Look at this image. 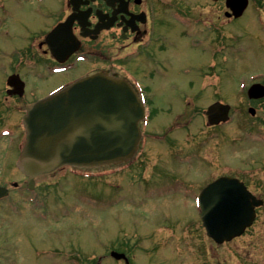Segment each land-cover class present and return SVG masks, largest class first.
I'll list each match as a JSON object with an SVG mask.
<instances>
[{"label":"rangeland","instance_id":"obj_1","mask_svg":"<svg viewBox=\"0 0 264 264\" xmlns=\"http://www.w3.org/2000/svg\"><path fill=\"white\" fill-rule=\"evenodd\" d=\"M59 9L60 0H0V85L8 72L5 55L30 46L29 39L35 41L53 24ZM223 11L224 0H219L216 21L222 22L218 28L223 25ZM197 25L180 22L167 29V45L156 48L164 52L159 56V66L152 69L153 75H149V63L144 58H134L126 67V72L146 88L152 112L148 131L161 136L178 121L181 127L175 131L181 135V143H186V138L189 142L191 134L207 140L212 132L201 128L205 124L201 116L196 115L186 125L178 118L180 114L188 118L195 110L183 103L197 92L190 91L187 84L199 82V86L202 81L197 72L215 60L208 36ZM263 27L264 0H249L243 17L227 24L226 41L232 50L225 62L216 54V91L230 104L239 99L244 102L245 95L240 98L244 86L264 76V49L260 51V43L264 48ZM182 30H186L183 36ZM212 92L208 87L204 99ZM21 119L18 113L8 121L0 115V188L10 189V195L0 199V264H93L99 258L98 264H122L110 257L111 252L126 254L129 264H250L251 260H264V205L258 209L254 229L218 247L205 233L190 232V221H197L196 207L191 201H179L184 179L190 180L193 189H201L217 174L226 172L264 182V141L256 135L252 141H234L239 119L234 125L221 127L224 133L218 137V159L216 138L209 137L200 165L192 157L187 162L174 157L159 161L172 170V176H165L172 185L168 182L170 187L156 188L158 194L150 198H142L144 187H138L147 170L141 173L134 166L127 179L120 178L116 171L121 165L64 168L54 177L37 178L34 192L12 190L9 183L24 180L16 168L19 144L24 142ZM4 127L6 131L1 130ZM172 135L175 137V132ZM148 148H157L156 141H149ZM137 196L142 198V206L136 203ZM29 198L44 206L33 209ZM156 201L164 204L157 211L151 210Z\"/></svg>","mask_w":264,"mask_h":264},{"label":"flooded vegetation","instance_id":"obj_2","mask_svg":"<svg viewBox=\"0 0 264 264\" xmlns=\"http://www.w3.org/2000/svg\"><path fill=\"white\" fill-rule=\"evenodd\" d=\"M54 17V23L41 31L34 41L35 45L30 49L26 46L25 50L13 52L4 57L8 74L4 84L0 85V115H3L6 121L8 117L12 119L17 113H21L20 117H22L25 108L32 106L49 93L60 90L81 77L105 72L111 76L127 79L144 99L146 118L141 124L143 135L136 158L132 164H122L118 170L119 174L126 179L127 172L134 166H138L141 173L147 170L142 181L138 183V187H144L140 191L142 198H150L149 196L158 194L156 189L158 187L172 185L165 178L166 175L172 176V170L166 165H159V161L174 157L179 161L187 162L188 158L192 157L200 165L205 157L204 139L198 140L192 135L188 136L191 139L189 142L186 138L184 139L186 143H181L176 141L181 140V137H168L171 132L165 131L161 136L148 132L147 125L151 120L152 112L148 109L150 105L147 102L146 88L140 80H136L135 75L126 72V67L130 60L144 58L149 63V75H153L152 69L159 66V56L164 52L156 51V48L167 45V39H164L167 29L180 22L187 26L199 24L197 26L203 30L204 36H208L206 41L209 40L210 48L214 49L212 54L215 60L197 72L198 79L202 81L199 86H197L199 82L190 81L187 84V87L192 89L190 91L197 92H194L192 97L185 98L183 103L191 108L207 107L215 102L227 104L228 102L216 91V54L225 57L228 51L232 50L231 45L229 46L226 41V37L229 36L225 29L233 20L224 19L222 27L218 28L222 21L219 19L216 21V3L210 0H60V9ZM70 17L72 20L67 22ZM60 25L64 27L59 35L48 43L47 35ZM158 29H164V31L157 32ZM185 34L186 30H182L181 36ZM10 76L11 80L8 82L7 79ZM45 86L48 87L46 91ZM193 87L198 88L193 89ZM208 87H212L213 92L204 99ZM228 104L230 113L233 115V121L229 125H234L236 118L241 122L236 126L237 134L240 136L233 132L235 134L233 140L237 138L252 141L256 135V138L264 141V98L246 99L244 102L239 99L236 104L235 101ZM249 108L254 110V114L247 116L246 112L248 113ZM184 116V114L179 115L185 124L188 118ZM227 124H219L216 129L212 127L214 130L212 140L216 138V159L219 158L218 137L224 133L221 127H228ZM149 136L152 141H156L157 148H148ZM182 145L186 147L188 145V147L182 148ZM219 176L238 178L252 195L264 203V182L261 180H244L230 172L219 173L216 178ZM23 179L26 180L24 177ZM184 182L185 186L180 193L179 201H191L198 213L197 197L202 188L212 180L206 182L201 189H193L188 184L190 182L188 179H184ZM132 183L137 188L136 184ZM188 187L195 191L188 190ZM142 198L136 197L138 205ZM167 198H170V195ZM162 204L164 203L156 201L150 209L157 211L156 208ZM258 209H256L255 220L247 232L254 229L252 227L256 222L258 223L257 218L260 214ZM187 222L188 219L184 223ZM190 224L192 234L194 231L204 232L198 222V214L197 221L191 220ZM137 229L140 230V227L137 226ZM121 262L124 263L123 260ZM250 264H264V260H251Z\"/></svg>","mask_w":264,"mask_h":264},{"label":"water","instance_id":"obj_3","mask_svg":"<svg viewBox=\"0 0 264 264\" xmlns=\"http://www.w3.org/2000/svg\"><path fill=\"white\" fill-rule=\"evenodd\" d=\"M225 4L239 17L247 0H225ZM248 96L262 97L264 88L252 86ZM228 111L226 105H211L204 113L207 124L225 122ZM143 117L142 104L128 83L102 74L82 78L39 101L23 117L26 138L17 161L19 170L29 178L23 187L31 188L34 178L54 175L64 166L90 168L131 159ZM4 194L7 192L0 189V195ZM260 204L237 179L221 177L202 190L199 217L206 235L222 244L251 226L254 208ZM111 256L124 259L114 252Z\"/></svg>","mask_w":264,"mask_h":264}]
</instances>
